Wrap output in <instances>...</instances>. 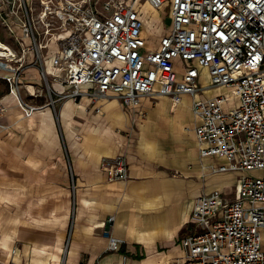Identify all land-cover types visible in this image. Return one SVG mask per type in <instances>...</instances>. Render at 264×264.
<instances>
[{
	"label": "built area",
	"instance_id": "built-area-1",
	"mask_svg": "<svg viewBox=\"0 0 264 264\" xmlns=\"http://www.w3.org/2000/svg\"><path fill=\"white\" fill-rule=\"evenodd\" d=\"M140 1L40 0V21L24 3L23 33L40 59L55 39L56 75L71 87L69 96L89 98L97 113L105 98L137 111L144 98L168 96L175 109L188 96L200 157L221 160L203 170L234 173L238 181L233 194L215 189L196 199L181 241L186 264H264V0H142L167 6L171 17L150 50ZM0 62L1 70L13 68ZM215 88L231 95H205ZM101 169L109 180L129 178L125 155L104 157ZM104 234L109 250L124 242Z\"/></svg>",
	"mask_w": 264,
	"mask_h": 264
},
{
	"label": "crops",
	"instance_id": "crops-1",
	"mask_svg": "<svg viewBox=\"0 0 264 264\" xmlns=\"http://www.w3.org/2000/svg\"><path fill=\"white\" fill-rule=\"evenodd\" d=\"M36 70L28 77L36 80ZM84 99L91 108L84 116L58 120L36 111L31 124L29 117L18 120L20 108L10 95L0 101L9 107L0 117V245L19 250L11 258L0 247V264H186L181 241L190 233L196 199L215 189L233 194L238 175L217 172L211 180V171L203 170L221 160L200 157L188 96L175 109L168 96L144 98L139 110L146 116L118 99L124 110L103 100V114L96 115L89 98L78 106ZM73 100L66 103L71 112ZM180 109L187 110L182 119L192 131L174 120ZM122 111L126 120L111 117ZM184 133L192 147L182 142ZM118 155L127 158L129 178L109 180L102 159ZM105 230L124 240L118 250H109Z\"/></svg>",
	"mask_w": 264,
	"mask_h": 264
},
{
	"label": "rangeland",
	"instance_id": "rangeland-1",
	"mask_svg": "<svg viewBox=\"0 0 264 264\" xmlns=\"http://www.w3.org/2000/svg\"><path fill=\"white\" fill-rule=\"evenodd\" d=\"M24 3H26L28 6H31V8L34 10L35 19L37 21H40V0H0V38L10 49V53L8 54L9 57L7 56L4 58L2 56L0 61L5 60L8 64H12L13 68L17 69L15 72H10L13 70V68L7 71L0 70V72H7V74H9L4 75L3 78H0V101L4 100L7 96L10 95L16 101L15 105L20 108L18 120L29 117V124L33 122V116L36 111L39 112L37 115L38 117L44 118L45 112H47L46 110H48L49 112H52L53 117L57 118L58 120H61L62 115L72 117L84 116L86 112L90 113L91 108L85 107V105L88 106L87 104H89V100L84 99V106L79 107L78 104L81 103L80 98H78L77 100H73V103L76 107L74 111L71 112L70 107L67 105L69 104L67 103L69 99H74L69 96L71 94V88H66V83H63L62 85L60 81L55 80L56 77L49 75L47 72L48 60L52 62L54 51L56 52L58 50V44L54 41L55 39L49 43L48 48L40 52L42 55V58L40 59L38 53L35 50L34 43L29 40L30 38L27 34H23L22 31L24 28V19L26 14L23 8ZM137 9L141 13L140 17L144 22L143 34L147 40L148 50L157 48L161 35L163 33H166L167 29L171 25V17L169 15L167 6H163L159 9H154L148 3H145L141 0ZM147 11L151 14V16L147 15ZM146 19H150L152 21L153 27H150L149 24L147 25L145 23L147 21ZM38 27L39 30L43 29L41 23L38 24ZM24 50L28 51L24 60V64L18 63L17 60L22 58L21 55H23ZM32 68L37 69L36 80L35 77H28V74H30V70ZM201 83L207 84L205 73L203 75V79H201ZM29 86H34L35 88L30 89ZM54 87L59 89L60 91H57V89H55ZM14 89L16 91V95L12 94ZM210 91L209 92L211 95L215 93H228L229 95H231V92L228 88H222L221 91L210 89ZM104 100H106L105 102H107V106L111 108L113 107L112 98ZM159 101L161 100L159 99L158 102ZM154 106H157V102L154 103ZM0 107L1 117L4 115L5 110L9 107L5 108L1 104ZM78 108L79 111H77ZM28 109L30 111L29 113ZM119 109L124 110L122 106H120ZM98 113L102 115L103 111L101 110ZM98 113L95 112L94 114L97 115ZM185 120H187V117H185ZM189 122L191 121L189 120ZM0 127H4L1 122ZM38 132L39 134H41V131ZM183 136L184 139L182 140V142L185 143V141H187L186 143H188L192 147L195 142L190 139V134L186 133L183 134ZM184 146L186 147V145ZM185 150L186 149H182L180 154H183ZM195 162H197V158L195 159ZM217 175L218 174L211 171L209 177L211 180H213ZM224 178L227 179L229 177H222L218 180ZM234 178L236 179V177Z\"/></svg>",
	"mask_w": 264,
	"mask_h": 264
},
{
	"label": "bare ground",
	"instance_id": "bare-ground-1",
	"mask_svg": "<svg viewBox=\"0 0 264 264\" xmlns=\"http://www.w3.org/2000/svg\"><path fill=\"white\" fill-rule=\"evenodd\" d=\"M145 3H147V2H145ZM149 4V3H148ZM150 5V4H149ZM151 6V5H150ZM152 7V6H151ZM153 8V7H152ZM155 9V8H154ZM147 13V15L148 16H151V14L147 11L146 12ZM147 20V19H146ZM147 21H148V23H147ZM145 23L148 25L149 24V26L150 27H153V23H152V21L150 20V19H148ZM150 29V28H149ZM29 40H31V39H29ZM28 41V40H27ZM53 41V40H52ZM51 42V41H50ZM49 42V43H50ZM49 43L46 45V48H48V46H49ZM53 45V44H52ZM51 45V46H52ZM53 49V48H52ZM57 49V48H56ZM23 50V49H22ZM54 50H55V48H54ZM27 50H24V52H23V55H21V59H18L17 60V62L18 63H23L24 64V60H25V57H26V55H27ZM55 52V51H54ZM10 53V49H9V47L1 40V38H0V59L2 58V56L5 58V57H9V54ZM48 58V57H47ZM48 62H49V64H48V74L49 75H51V76H53V77H56L55 78V80L56 81H60L61 82V84L63 85V83H65V80L63 79V78H59L56 74H57V72H56V70H55V68L53 67V65H52V63H51V61L50 60H48ZM46 70V69H45ZM7 71V70H6ZM4 75H9V74H7V72L6 73H4V72H0V78H3L4 77ZM66 87H67V85H66ZM70 87V86H69ZM211 91H213V90H211ZM210 91V92H211ZM219 91V90H218ZM209 92V93H210ZM16 93V91H15V89H14V91H13V93L12 94H15ZM16 95V94H15ZM160 96H165V95H160ZM105 99H108V98H105ZM110 99V98H109ZM70 100H73V99H69L68 101H67V103H69L70 102ZM20 102V101H19ZM113 108L114 107H118L119 105H120V102L117 100V98L116 97H114L113 98ZM188 102V101H187ZM107 103V102H106ZM186 103V102H185ZM186 104H188V103H186ZM179 106V105H178ZM184 106V105H183ZM186 106V105H185ZM180 107V106H179ZM31 108V107H30ZM178 108V107H177ZM0 109H1V107H0ZM27 111V110H26ZM30 111H29V109H28V113H29ZM185 112H187V110L185 109H180V111H179V113L177 114V115H174V120H180L181 121V128H182V130L183 131H189V130H191L189 127H185V125H184V121H183V119H182V117L184 116V113ZM27 113V114H28ZM175 113V112H174ZM31 116V115H30ZM111 117H115L116 119H119V120H125L126 119V114L125 113H123V111L122 112H113L112 113V115H111ZM187 117V116H186ZM187 125V124H186ZM176 126V125H175ZM180 126V125H179ZM177 128H179L178 126H177ZM180 129V128H179ZM192 131V130H191ZM184 134H186V133H184ZM145 135V134H144ZM220 186V185H219ZM1 196V195H0ZM184 214V213H183ZM5 220H7V219H5ZM8 222H10L11 223V221H12V218L10 219V221H9V219L7 220ZM5 233V232H4ZM3 233V234H4ZM11 233V232H10ZM9 232H6L5 233V235H7V238H14V237H12V235L10 234ZM1 237H3V236H1ZM5 237V236H4ZM6 238V237H5ZM7 240V239H6ZM0 241H2V239L0 238ZM12 241V240H11ZM11 244V243H10ZM9 243H4V244H2L1 243V245H0V247H4V248H6V250L8 249L9 250V252H10V256L9 257H13V256H15V257H17L18 255V253H19V250H18V248L17 249H13V247L12 248H10L11 247V245H10ZM9 245V246H8ZM2 247V249H4ZM13 249V250H12ZM7 250V251H8ZM172 251V250H171ZM174 252H175V250H174ZM173 252V253H174ZM163 253V252H162ZM168 254H170V253H168ZM33 256V255H32ZM6 258H7V256H6ZM36 258V257H35ZM34 258V259H35ZM171 259V258H170ZM185 260V259H184ZM168 261V260H167ZM173 262H174V260H173Z\"/></svg>",
	"mask_w": 264,
	"mask_h": 264
}]
</instances>
